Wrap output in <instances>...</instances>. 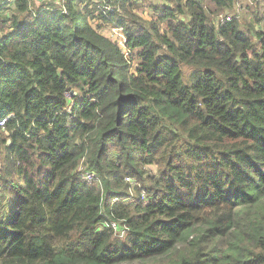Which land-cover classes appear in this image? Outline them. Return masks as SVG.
I'll return each mask as SVG.
<instances>
[{
	"label": "trees",
	"instance_id": "obj_1",
	"mask_svg": "<svg viewBox=\"0 0 264 264\" xmlns=\"http://www.w3.org/2000/svg\"><path fill=\"white\" fill-rule=\"evenodd\" d=\"M139 1L0 0V264H264V17Z\"/></svg>",
	"mask_w": 264,
	"mask_h": 264
},
{
	"label": "rangeland",
	"instance_id": "obj_2",
	"mask_svg": "<svg viewBox=\"0 0 264 264\" xmlns=\"http://www.w3.org/2000/svg\"><path fill=\"white\" fill-rule=\"evenodd\" d=\"M62 0H34L32 7L35 9L37 7H41L43 5H53L54 7H59L61 4ZM246 1L245 0H240V2L237 5V8L235 10V13H237L241 18H249L251 16V11L248 10L245 7H243L241 4H244ZM46 3V4H45ZM251 6H253V9H257L259 14L264 17V0H249L248 1ZM163 4H170L168 0H140L139 1V6L136 7V13L142 17L143 19L146 20H151L156 16L155 13V6H160ZM213 18L216 19L217 22L221 21L222 17L221 16H214ZM94 25H96V22H93ZM101 31L104 35L108 36L111 39H114L118 41L119 46L122 48L126 56L129 58L130 57V50L127 48L126 43H125V34L124 31L121 27H117L114 25L110 24H102ZM136 63H132V70H135ZM187 71L189 67L185 66L184 67ZM189 71V70H188ZM154 173L158 171V168L156 165L150 166L149 167ZM133 186L139 185L140 183L136 180L132 181ZM136 194L134 195V200L137 199L135 198ZM132 200V199H131ZM133 200V201H134ZM131 264H137V263H131Z\"/></svg>",
	"mask_w": 264,
	"mask_h": 264
},
{
	"label": "built area",
	"instance_id": "obj_3",
	"mask_svg": "<svg viewBox=\"0 0 264 264\" xmlns=\"http://www.w3.org/2000/svg\"><path fill=\"white\" fill-rule=\"evenodd\" d=\"M4 1L11 3V4H14L16 2V0H4ZM61 9L63 12H66V8L62 5H61ZM231 18H232L231 15H227L225 17V20H231ZM6 122H7V117L2 118L0 120V127L4 128L6 126ZM78 171L81 175V178L88 184L95 185V186L101 185V180L99 176L97 175V173L90 170L88 165L84 161H82L79 164ZM127 181L132 183V181L134 180L133 179L131 180V178H127ZM116 201H118V199H115V202ZM104 226L112 228L115 234L120 238H124L128 234V231H129L128 226L122 220L107 219L104 222Z\"/></svg>",
	"mask_w": 264,
	"mask_h": 264
},
{
	"label": "water",
	"instance_id": "obj_4",
	"mask_svg": "<svg viewBox=\"0 0 264 264\" xmlns=\"http://www.w3.org/2000/svg\"><path fill=\"white\" fill-rule=\"evenodd\" d=\"M74 92V91H73ZM8 142L10 143V140H8Z\"/></svg>",
	"mask_w": 264,
	"mask_h": 264
}]
</instances>
